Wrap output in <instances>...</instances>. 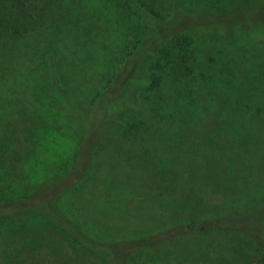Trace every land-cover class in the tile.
<instances>
[{
	"label": "rangeland",
	"instance_id": "374dc122",
	"mask_svg": "<svg viewBox=\"0 0 264 264\" xmlns=\"http://www.w3.org/2000/svg\"><path fill=\"white\" fill-rule=\"evenodd\" d=\"M143 1L160 16H170L176 4L183 13L202 14L262 0ZM44 7L36 32L0 51L3 198L24 196L67 173L80 146L78 112L52 85L45 55L54 53L66 67V81L85 102L102 89L113 62L143 32L125 0H43ZM222 33V28L202 30L192 44L194 60L175 66L169 88L153 96L175 112L163 110L144 126L109 133L86 179L61 200V208L93 237L132 238L196 219L244 214L264 199L255 166L233 167L229 160L236 154L232 147L249 157V137L240 133L238 146L231 147L216 133L221 127L215 120L201 126L192 122L196 103L204 102L212 113L229 111L239 101L237 82L250 79L254 89L264 84L261 75L247 72L248 65L263 58L264 48L256 43L263 40L264 27L238 31L233 43ZM207 97H217V109L207 106ZM183 115L189 122L181 136ZM153 137L156 142L147 141ZM261 258L245 237L217 233L186 238L163 254H140L131 264H264ZM0 264L105 262L43 219L28 218L0 223Z\"/></svg>",
	"mask_w": 264,
	"mask_h": 264
},
{
	"label": "trees",
	"instance_id": "16d2710c",
	"mask_svg": "<svg viewBox=\"0 0 264 264\" xmlns=\"http://www.w3.org/2000/svg\"><path fill=\"white\" fill-rule=\"evenodd\" d=\"M42 1L0 0V51L6 46L15 47L36 32L45 9L40 8ZM125 1L142 24L143 32L137 37L133 48L113 62L112 74L105 85L88 101L83 102L75 94L73 82L66 81V77H69L66 67L62 66L54 53L45 55L43 62L48 68L52 85L71 99L78 112L80 146L67 173L24 196L10 199L0 195V223L28 218L43 219L101 257L105 264H131L140 254H163L186 238L217 233H237L245 237L255 245L264 261V199L258 207L244 214L210 216L132 238L112 240L93 237L61 208V200L88 176L96 151L109 133L144 126L163 110L175 112L172 105L167 104L164 108L160 100H154L153 96L161 88H169L171 82L168 75L175 66L194 60L191 59L195 53L192 44L202 30L222 28L223 37L233 43L238 31L250 32L264 27V0L250 7L243 8L237 4L233 10L205 11L202 14L183 13L176 4L170 16H160L143 0ZM256 45L264 48V38ZM247 72L250 77L261 75L264 78V55L260 61L248 65ZM237 85V107L212 113L201 101L196 103L192 122L201 126L208 120H215L221 127L216 133L224 140L228 138L231 147L234 143L238 146L240 133L246 134L249 137V157L232 147L236 154L230 156L229 160H233V167H253V164L258 174L256 176L264 186V84L260 89H254L250 79H242ZM216 98L205 99L207 106L214 107V110L218 107ZM216 115L218 119L214 118ZM188 122L189 116L183 115L181 136L188 129H185ZM176 129L171 132L174 133ZM147 141L156 142L154 137ZM5 206L11 209H4Z\"/></svg>",
	"mask_w": 264,
	"mask_h": 264
}]
</instances>
